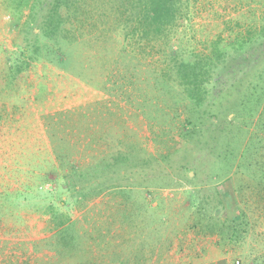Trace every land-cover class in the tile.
<instances>
[{
    "label": "rangeland",
    "instance_id": "obj_1",
    "mask_svg": "<svg viewBox=\"0 0 264 264\" xmlns=\"http://www.w3.org/2000/svg\"><path fill=\"white\" fill-rule=\"evenodd\" d=\"M31 4L0 0V264H264V149L243 160L251 139L264 141V106L251 114L245 86L220 115L215 106L264 69V0H189L185 21L153 46L138 49L119 29L72 45L74 71L28 55L19 71L42 20L28 18ZM215 48L225 56L213 57L197 107L176 64ZM62 136L69 160L53 141ZM120 151L122 186L91 199L71 188V161L82 170ZM59 213L83 235L60 262L45 243L35 249Z\"/></svg>",
    "mask_w": 264,
    "mask_h": 264
},
{
    "label": "trees",
    "instance_id": "obj_2",
    "mask_svg": "<svg viewBox=\"0 0 264 264\" xmlns=\"http://www.w3.org/2000/svg\"><path fill=\"white\" fill-rule=\"evenodd\" d=\"M28 1L12 0L17 6L21 5L20 8ZM104 2L105 4L99 0H32L28 18L34 21L35 17L39 15L42 20L38 21L37 24L35 22V32L33 31V38H31L34 45L30 41L29 44L26 43V46H22L23 50L31 49L34 54L30 55L25 51L23 52L24 56L20 65L17 63L19 71L23 70L24 65L27 64L25 57L27 55L36 60H40L41 57L54 60L55 63L67 70L74 71L72 64L75 60L71 49L72 45L86 42V38L89 36L94 37V39H104L119 29L125 31V39L129 41L130 45L133 44L138 49L143 50L149 45L153 46L155 42L166 39L174 27L185 21L189 8V0H107ZM104 18L106 19L101 20ZM224 56L225 53L220 48H215L212 57L208 54L205 57H196L192 61L179 60L177 62L176 71H178L179 77L186 87L190 101L195 106L202 107L203 105L205 83L214 67L212 65L213 57L220 60ZM260 72L253 79L248 78V76L242 77V84L239 80L221 92L218 104L215 103L218 115L229 107L226 103L231 95H239L238 91L242 86H245V90L249 91V98L255 99V101L248 103V107L252 111L251 114L257 113L258 108L264 106V84L259 83L261 79H264V69ZM75 74L82 75L77 71ZM120 79L123 87L129 85V78L126 75H121ZM243 104L245 110L246 108L248 110L245 101ZM216 114L213 116L214 118H217ZM190 121L192 122V120ZM258 140L259 138L257 141L254 138L251 139L245 147L243 160L247 165L250 158L257 159V155H260V149H264V141L257 144ZM53 141L56 143L58 157L69 160V153L65 152L61 146L65 143L71 144L70 138L62 136V138H54ZM116 157L119 160L117 163L109 162L108 158ZM126 158H129V154L121 151L114 156L107 154L103 156L102 160L94 162L93 165H88L86 169L82 167V170L75 162L71 161L67 175L74 176V179L76 177V183L71 188L83 198L91 199L101 195L104 191L107 192L122 186L119 183L120 176L116 174L121 173V167L124 168ZM116 170L117 172H115ZM79 183L81 186L77 187ZM53 219L57 220L55 225L57 229L49 238L37 241L35 249L38 250L39 245L45 243L46 247L57 253V261L60 262L62 250L70 253L72 248L79 247L83 235L75 227L77 222L72 220L68 214L59 213ZM200 219L198 218L197 222H194L192 226L190 225V228H198ZM217 225V223H213L214 227ZM234 230H238V227ZM221 234L227 235L230 241L239 240L238 232L226 234L223 231ZM79 259V255L71 256L66 258L63 264H78ZM120 264H124V262Z\"/></svg>",
    "mask_w": 264,
    "mask_h": 264
},
{
    "label": "built area",
    "instance_id": "obj_3",
    "mask_svg": "<svg viewBox=\"0 0 264 264\" xmlns=\"http://www.w3.org/2000/svg\"><path fill=\"white\" fill-rule=\"evenodd\" d=\"M236 264H241V262L240 261H237Z\"/></svg>",
    "mask_w": 264,
    "mask_h": 264
}]
</instances>
